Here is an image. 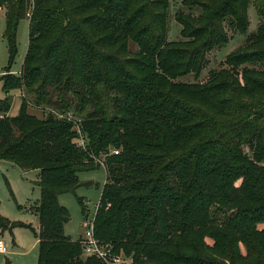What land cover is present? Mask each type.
Wrapping results in <instances>:
<instances>
[{"label": "trees", "instance_id": "trees-1", "mask_svg": "<svg viewBox=\"0 0 264 264\" xmlns=\"http://www.w3.org/2000/svg\"><path fill=\"white\" fill-rule=\"evenodd\" d=\"M252 3L261 22L248 33ZM182 6V41L172 43L169 0H0L10 59L3 90L24 93L16 117L9 97L0 99V160L39 173L38 264H104L66 235L70 215L59 203L102 160L95 236L131 264H264V0ZM233 34L245 42L200 82L208 55ZM189 75L195 82L182 81ZM27 95L40 109L78 116L85 148L73 123L29 113ZM20 226L0 215V230Z\"/></svg>", "mask_w": 264, "mask_h": 264}, {"label": "rangeland", "instance_id": "rangeland-1", "mask_svg": "<svg viewBox=\"0 0 264 264\" xmlns=\"http://www.w3.org/2000/svg\"><path fill=\"white\" fill-rule=\"evenodd\" d=\"M180 10H185L182 6V0H169L168 8V41L179 43L182 41L181 26L176 20V14ZM198 14V12H195ZM248 15L250 27L248 33L256 32L261 22V17L254 7L253 3L249 5ZM24 19L18 28V54L13 61L10 71L13 75H20L21 69L26 57L29 45V20ZM6 28V19L4 12L0 18V99L9 97L11 109L9 116L16 117L20 114L22 98L24 93L20 90H13L6 96L3 90V81L1 77L6 73L10 66L7 42L4 37ZM245 35L233 34L230 41L221 48L212 51L208 55V63L203 71L200 82L208 80L212 71H218L222 67L225 58L245 42ZM134 46H131L130 52H135ZM183 82H195L194 75H189L182 79ZM28 96V95H27ZM55 95L52 100H56ZM30 101L29 113L43 118L52 107L43 109L33 105ZM78 117V116H77ZM107 172L104 167H97L92 170H84L79 173L80 186L68 193L59 196V203L67 209L70 215V221L65 228L66 235L70 236L75 242H80L84 236V221L89 218L93 220L96 215L98 205L106 183ZM37 172H24L20 167L6 161L0 160V215L11 223H20V226L12 231L0 230V240L8 248L7 253H0V264H38L40 248L35 236L38 230L39 219L33 212L32 206L41 199L40 188L36 185ZM240 182H238V185ZM83 201V205L80 201ZM264 226H260L262 228ZM208 244H213L210 239L206 240ZM241 252L246 256V248L240 245ZM123 254V253H122ZM131 259V258H130Z\"/></svg>", "mask_w": 264, "mask_h": 264}, {"label": "built area", "instance_id": "built-area-1", "mask_svg": "<svg viewBox=\"0 0 264 264\" xmlns=\"http://www.w3.org/2000/svg\"><path fill=\"white\" fill-rule=\"evenodd\" d=\"M49 112L56 116L59 120H64L74 124V130L78 134V147L85 148L87 140L84 134L81 132V119L78 118L73 112H61L56 110H50ZM4 115H0V119H3ZM118 154V151H114ZM99 164L105 168V160L99 161ZM83 227L85 229L84 236L81 239V246L85 256L96 257L101 260L104 264H131L132 258H128L123 254L115 253L113 248L100 242L95 236V217L93 220L87 218L84 221ZM8 248L4 242L0 240V253H7Z\"/></svg>", "mask_w": 264, "mask_h": 264}, {"label": "crops", "instance_id": "crops-1", "mask_svg": "<svg viewBox=\"0 0 264 264\" xmlns=\"http://www.w3.org/2000/svg\"><path fill=\"white\" fill-rule=\"evenodd\" d=\"M37 172V171H36ZM38 177H39V173L37 172V181H38ZM38 217V216H37ZM39 222V221H38ZM67 226V225H66ZM66 226H65V228H66ZM39 231V226H38V230L36 231V232H38ZM66 233V232H65ZM36 236V235H35ZM68 236V235H67ZM70 237V236H69ZM71 238V237H70ZM36 239H37V237H36ZM37 243H39V240L37 239Z\"/></svg>", "mask_w": 264, "mask_h": 264}]
</instances>
